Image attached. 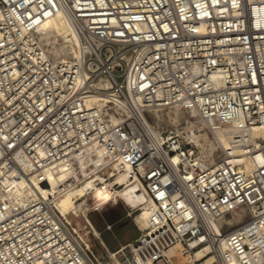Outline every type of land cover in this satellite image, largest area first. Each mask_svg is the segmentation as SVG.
Returning <instances> with one entry per match:
<instances>
[{
    "label": "built area",
    "instance_id": "1",
    "mask_svg": "<svg viewBox=\"0 0 264 264\" xmlns=\"http://www.w3.org/2000/svg\"><path fill=\"white\" fill-rule=\"evenodd\" d=\"M57 13L81 45L54 59L38 28ZM176 106L233 126L229 145L207 160L199 127L154 132L148 114ZM256 129L264 0H0V264H103L57 203L87 181L123 188L111 181L125 171L152 206L117 264H174L177 245L189 264H264Z\"/></svg>",
    "mask_w": 264,
    "mask_h": 264
},
{
    "label": "rangeland",
    "instance_id": "2",
    "mask_svg": "<svg viewBox=\"0 0 264 264\" xmlns=\"http://www.w3.org/2000/svg\"><path fill=\"white\" fill-rule=\"evenodd\" d=\"M52 41L53 44L56 46L60 44H61L60 46H63L65 43L67 44V42L64 41L62 36H57ZM45 45L50 49L51 44L46 43ZM73 55L74 54H71L70 56ZM53 56L60 58L64 57V56H55V55ZM174 109L175 107L164 109V111H162L163 113L162 120H158L157 118H155L156 117L155 114L150 112L148 114L149 121L154 125H158L159 129L166 130L174 127L175 125L178 126L190 125L189 124L190 122H188L189 119L193 121L195 118H198V117L192 118L191 112L183 109L182 116H180V119L177 122H173V118L172 116L171 117L169 116L170 114L169 112L171 111V114L173 115ZM197 126H199L200 128V124L199 125L197 124ZM205 131L206 129H203L201 127L200 131H195V133L196 135H200V133L202 134ZM188 132L190 133V131ZM207 135L211 137L209 133ZM215 145L218 146L216 149V153H219L221 146L218 145L217 143L213 144V146ZM111 184L112 185L120 184L121 186H123V188H113L107 190L93 191V189L97 188L96 181L85 182L81 186V188L78 191H76V193L73 195L74 199L76 200L73 202L74 207L66 212L68 215L67 217L71 219L74 226L78 228L79 232L81 233V236L87 241L93 252L96 254V256L103 264H111L112 262L111 254L105 251L101 239L98 236L97 230H94L93 228L91 219L93 218L97 226L102 229L103 239L108 244V246L111 249H114L120 246L121 244H126L129 241L131 242L135 241V238L140 234V231L134 219L135 217L139 219L140 216L145 215V211L140 213V208H139L142 202L145 200V197L142 195V196H137L136 199H133L134 197H132L129 193L131 187H133V182H130V180L126 175H124L123 173L116 175L113 178V182ZM116 190L120 192V196L117 198V201L115 202L108 201L112 198L110 195H112L113 192ZM105 200L106 203H103V201L105 202ZM98 201L103 203L99 207L100 210H96L94 208L96 206L95 204L98 203ZM69 203H67V201H63V205L60 203V208L63 211H65V209L69 207L68 206ZM75 212L79 216H75ZM129 212H132V214L129 215ZM232 216L233 214H229V218H231ZM101 218L114 219L118 221L117 223L114 224L113 229L108 230L105 228V223L102 220H100ZM87 220L91 223L92 226L86 222ZM124 223L125 225L122 226V224ZM237 224L238 222H235L232 225H226V226H235ZM182 259L184 263L188 262L187 258L182 257Z\"/></svg>",
    "mask_w": 264,
    "mask_h": 264
},
{
    "label": "bare ground",
    "instance_id": "3",
    "mask_svg": "<svg viewBox=\"0 0 264 264\" xmlns=\"http://www.w3.org/2000/svg\"><path fill=\"white\" fill-rule=\"evenodd\" d=\"M38 33L40 35L42 43L44 44V46H45V48L47 50V53L52 58H54V59L60 58V57H54L53 55H55V56H64L62 58H66V57H69L71 54L75 55V54L78 53V47L81 45L80 35H79L78 31L76 30L75 25L72 22V20L67 15H65L64 13H57V14H55L53 16H50L48 19H46L45 22L38 28ZM57 36H62L64 41L67 42V44L65 43L63 46H60L61 44L57 45V46L54 45L52 40H54V38L57 37ZM46 43L47 44L48 43L51 44L50 49H49V47H47L45 45ZM59 43H60V41H59ZM58 46H60V47H58ZM162 111H164V109H162V110H160V109L153 110L151 112L155 114V116H156L155 118H157L158 120H162L163 119ZM182 112H183V108H181L179 106H176L175 109H174V114L172 115L171 111H170L169 112L170 113L169 116L170 117L172 116L173 122H177L180 119V116H182ZM190 112H191L192 118L193 117H198V118H195L193 121L190 120V119L188 120V122H190L189 124L191 125L190 129L193 130L194 127L197 126V124L198 125L200 124V129H201V127L203 129H206V131L204 133H202V134L200 133V135H196L195 131H193L191 136L194 137L196 139V141H198V142H201L202 139H205L207 141V146H206V149H205L207 151L206 159L207 160H212L213 157H214V156H212L213 152L218 147L216 145L213 146V144L217 143L218 145L221 146L222 149H224L226 146L229 145V139H230L231 136L234 135V133H236V131H235L233 126H226V127H223V128H217V129L213 130V126H212L211 123H209L208 121L200 118L195 111H190ZM150 124H151V127H152L154 132H158V131L161 130V129L158 128V125H154L151 122H150ZM197 127H199V126H197ZM208 133L210 135H212V134L213 135L210 137V136L207 135ZM254 134L255 135L264 136V131L256 129L254 131ZM206 136H208V137H206ZM237 161H239L241 163L245 162L246 166L248 168H250V163L248 162L247 159L238 157ZM123 174L128 177V171H125ZM112 182H113V179H112L111 183ZM135 183L139 184L143 188V191H144V186L141 183H139V182H135ZM23 185L24 184L21 182L20 186H23ZM82 185L67 191L58 200L57 206H58L59 210L62 212V214L69 221H71V219H69L67 217L68 216L67 213H65L69 207H67L65 209V211H63L60 208V203L62 201H67V203L70 202L68 206H70V207L73 206V202L76 201L74 199L73 195L76 193V191H78L81 188ZM107 189H109V188H107V187L106 188H102V187L97 186V188L93 189V191H96V190H107ZM140 189L141 188H139V186H137L135 188L134 192H137ZM45 192H46V189H45ZM144 195H145V200L142 202V204L140 205L139 208H140V213L145 211V215L140 216L139 219H137V217H136V220L138 221V223L140 224V226L142 228H146L148 226V224H149L148 216H149V213H150V208L152 206V201H150L149 198L146 196L145 191H144ZM110 196L112 198L110 200H108V201L115 202V201H117V198L120 196V192L118 190H116ZM110 196H108V197H110ZM103 203H106V200H105V202L103 201ZM103 203L98 201V203L95 204L96 206L94 208L96 210H100L99 207ZM243 211H244V213H246V210H243ZM243 211L242 210L233 211L232 213H230V214H233V216L231 218H229V214H226V215H223V216L219 217L218 220L215 223L216 227L218 229H220L223 226L232 225L235 222H238L244 216ZM75 216H79V215L75 212ZM86 222L91 225V223L88 220ZM75 228L79 232V230H78V228L76 226H75ZM224 246H226V243L224 244ZM169 253L171 255V260H172V262L174 264H189V257L183 256L180 253L178 245L173 247V248H171ZM202 253L203 252H198L197 253V257H201ZM182 257L187 258L188 262L184 263ZM111 264H117V262H115V260L113 259ZM230 264H240V263L237 262L236 260H232Z\"/></svg>",
    "mask_w": 264,
    "mask_h": 264
},
{
    "label": "crops",
    "instance_id": "4",
    "mask_svg": "<svg viewBox=\"0 0 264 264\" xmlns=\"http://www.w3.org/2000/svg\"><path fill=\"white\" fill-rule=\"evenodd\" d=\"M137 186H139V188H141L139 191H137V192H134V190H135V188L137 187ZM129 193H130V195L132 196V197H134L133 199H136V197L137 196H144L145 197V195H144V191H143V188L139 185V184H137V183H135V182H133V187H131V189H130V191H129ZM61 204L63 205V201L61 202ZM74 206H69V208L67 209V211L68 210H70L71 208H73ZM66 211V212H67ZM65 212V213H66ZM100 220H102L104 223H105V228L106 229H108V230H111V229H113V227H114V224L115 223H117V221L118 220H114V219H106V218H101ZM91 222H92V224H93V228H94V230H97V232H98V236H99V238L101 239V242H102V244H103V247H104V249H105V251L106 252H108V253H112L113 251H115L117 248H119L121 245H126V244H128V243H130L131 241H129L128 243H126V244H121L120 246H118V247H116V248H114V249H111L109 246H108V244L105 242V240L103 239V236H102V229L101 228H99L98 226H97V224L95 223V221L93 220V218L91 219ZM108 225H112V227L111 228H109L108 227ZM125 225V223L124 224H122V226H124ZM81 234V233H80ZM139 236V235H138ZM137 236V237H138ZM136 237V238H137ZM135 238V239H136Z\"/></svg>",
    "mask_w": 264,
    "mask_h": 264
}]
</instances>
